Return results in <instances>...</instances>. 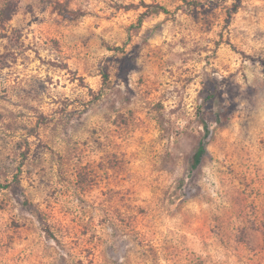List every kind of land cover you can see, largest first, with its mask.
I'll list each match as a JSON object with an SVG mask.
<instances>
[{
    "label": "rangeland",
    "instance_id": "374dc122",
    "mask_svg": "<svg viewBox=\"0 0 264 264\" xmlns=\"http://www.w3.org/2000/svg\"><path fill=\"white\" fill-rule=\"evenodd\" d=\"M0 264H264V0H0Z\"/></svg>",
    "mask_w": 264,
    "mask_h": 264
},
{
    "label": "trees",
    "instance_id": "16d2710c",
    "mask_svg": "<svg viewBox=\"0 0 264 264\" xmlns=\"http://www.w3.org/2000/svg\"><path fill=\"white\" fill-rule=\"evenodd\" d=\"M189 5H192V3H188ZM196 4V3H194ZM149 10L147 11V13H144L142 16H141V19L139 20V23L142 24L148 16H151V15H158L160 14L161 12L163 13H167V9L165 7H162L161 5L159 4H153V5H149L148 6ZM103 78H104V82H108L109 80V74L104 71L103 73ZM207 153V149L204 145V143L202 142L198 148V150L196 151L194 157H193V163H192V167L193 168H197L200 163L202 162L204 156L206 155ZM49 232V231H47Z\"/></svg>",
    "mask_w": 264,
    "mask_h": 264
}]
</instances>
